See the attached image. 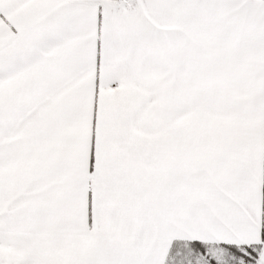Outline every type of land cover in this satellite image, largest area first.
I'll use <instances>...</instances> for the list:
<instances>
[{
    "label": "snow or ice",
    "instance_id": "1",
    "mask_svg": "<svg viewBox=\"0 0 264 264\" xmlns=\"http://www.w3.org/2000/svg\"><path fill=\"white\" fill-rule=\"evenodd\" d=\"M0 264H264V0H0Z\"/></svg>",
    "mask_w": 264,
    "mask_h": 264
}]
</instances>
